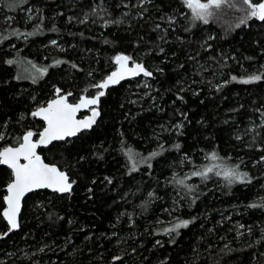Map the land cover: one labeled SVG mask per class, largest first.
Here are the masks:
<instances>
[{"label":"trees","instance_id":"obj_1","mask_svg":"<svg viewBox=\"0 0 264 264\" xmlns=\"http://www.w3.org/2000/svg\"><path fill=\"white\" fill-rule=\"evenodd\" d=\"M246 10L221 0L205 24L184 0H0V151L56 95L96 94L118 55L153 72L41 149L74 187L29 194L17 229L0 164V264H264V21Z\"/></svg>","mask_w":264,"mask_h":264},{"label":"snow or ice","instance_id":"obj_2","mask_svg":"<svg viewBox=\"0 0 264 264\" xmlns=\"http://www.w3.org/2000/svg\"><path fill=\"white\" fill-rule=\"evenodd\" d=\"M184 3L191 10L193 19L200 20L205 24L209 22V17L213 14L211 9L213 7H221V0H207L206 3L201 2V0H184ZM242 3L247 5L246 11L248 12V18H257L260 21H264V0H260L259 3H253V0H242ZM53 43H55V41H53ZM129 59L130 57L117 56L116 62L121 65V71L113 72L107 80L95 85V87L105 89L109 84L118 83L120 79L124 78L126 72L129 71L125 67V62ZM8 63L11 64L12 61H8ZM57 63L60 62L58 61ZM73 67H75V65H73ZM131 72L133 75L140 72H143L145 76L152 75L140 64H136ZM233 79H235V77H233ZM250 79L258 80L260 77L255 76ZM244 82L247 83L249 81ZM59 91L60 90L57 89V92ZM102 95H104L103 91L99 92L94 98L82 99L80 103L76 105L67 103V96L54 99L47 107H42L38 111L32 113L33 116H42V118L47 121V126L39 134L37 140L33 141L32 137L36 134L32 131H28L22 137L18 138L19 143L17 147H5L0 151V164L7 165L12 170L14 177L7 186L9 195L4 197L7 202V208L3 212V215L7 217L12 228L18 226L16 216L20 209V200L26 192L32 191L34 188H53L60 192L70 191L72 185L68 182L67 175L61 172L55 165L44 163L36 150L42 145L47 146L53 140H62L65 137L75 135L81 128L90 127L91 124L94 123L95 116L98 115L95 109L92 110V117L88 120L77 121L75 119V113L81 107L97 104L99 96ZM2 138L3 137L0 136V139ZM152 155L155 156L156 153ZM211 158L216 159V153H212ZM21 159L26 161V163H21ZM133 167H135V165H133ZM211 171V168L207 169V172ZM206 174V172L192 173V175L195 176L205 177ZM217 175H220V173H217ZM223 175L229 183H233L236 180L243 182V178L246 176V174L240 173L236 169H225ZM180 183H183V181H180ZM252 206L255 207V205ZM188 223L189 221H182L175 227H186Z\"/></svg>","mask_w":264,"mask_h":264},{"label":"water","instance_id":"obj_3","mask_svg":"<svg viewBox=\"0 0 264 264\" xmlns=\"http://www.w3.org/2000/svg\"><path fill=\"white\" fill-rule=\"evenodd\" d=\"M118 56H126V57H129L127 54H120V55H118ZM115 63H116V67H115V68H114V69H113V70H112V71H111V72H110V73H109V74H108V75H107V76H106V77H105L100 83H103L105 80H107V78H108L113 72H119V71H121V65L118 64V63L116 62V59H115ZM136 64H140V65H142L143 68H144L146 71L150 72L152 75H151V76H145V75L143 74V72H140V73H138V74L133 75L132 72H131V70L135 67ZM125 67H126L129 71L126 72V74L124 75V78L120 79L118 83L109 84V86H108L107 88H105V89H101V88H99V87H96L97 93L94 94V95L84 94V95H82L79 99H77L76 101H72V100L70 99V97H71V93H69V92H63V93H60V94L56 95L55 97L51 98L50 100H48L47 103H45V104L39 106L34 112L38 111V110H39L40 108H42V107H47L48 104H49L51 101H53L54 99H59V98L62 97V96H67V103L72 104V105H76V104H79L80 101H81L82 99H91V98L96 97V96L98 95V93L101 92V91H103L104 94H105V93L108 91L109 88L114 87V86H117V85H119V84L122 83V82L129 81V80H132V79H136V78H139V77H146V78H152V77H153V72H152L149 68H147V67L144 65V63L141 62V61L133 60V59L130 58L128 61L125 62ZM100 83H99V84H100ZM102 96H103V95H102ZM102 96H99V100H98V103H97V104H94V105H87V106H85V107H81V108L75 113V119H76L77 121H80V120H88L89 118L92 117V110L95 109V110L98 112V115L95 116V118H94V123H92L90 127H88V128H81L80 131H78L75 135L65 137V138L62 139V140H53V141H52L51 143H49L47 146H43V145H42V146L38 147L37 150H36V151H37V154L40 155V157H41V159L44 161V163L49 164V165H55V166H56L61 172L65 173V174L67 175V177H68V182L72 185L70 191L60 192V191H56V190H54L53 188H34L32 191L26 192V193L23 195V197L21 198V200H20V209H19V212L17 213V216H16V221H17V225H18V226H17L16 228H12L11 225H10V223L8 222L7 217H5V216L3 215L5 221L9 224V226L11 227V229H17V228L20 226L21 215H22V211H23V207H24V201H25L26 197H27L29 194H31V193H33V192H35V191H39V190H49V191H51V192H56V193H59V194H68V193H70V192L72 191V189H73V187H74V181H73V179L71 178L69 172H68L66 169L61 168L59 165L47 161V160L44 158L43 154L41 153V149H43V148H48V147H50V146H51L53 143H55V142H59V141H67V140H69V139H73V138L77 137L79 134H81L82 132L91 130V129L96 125V123H97V121L99 120L100 115H101V111H100V102H101V97H102ZM35 117H36L37 119H39V120H41V121L44 122V127L40 130V132H39L37 135H34V136L32 137L33 141H35V140L38 139L39 134H40V133L44 130V128L47 126V121H45V120L42 118V116H35ZM17 146H18V144H16V145H8V146H5V147H17ZM5 147H4V148H5ZM4 148H2L1 151H2ZM20 162H21V163H26V161H24L23 159H21ZM2 165H4V164H2ZM4 166H7V165H4ZM7 167H8V166H7ZM8 168H9V167H8ZM11 171H12V170H11ZM13 179H14V177H13ZM13 179H12V180H13ZM12 180H11V181H12ZM7 186H8V185H7ZM7 195H9V193H8V191H7V187H6V195H5V196H7ZM4 203H5V208H4V210H5V209L7 208V202H6L5 199H4ZM4 210H3V212H4Z\"/></svg>","mask_w":264,"mask_h":264},{"label":"rangeland","instance_id":"obj_4","mask_svg":"<svg viewBox=\"0 0 264 264\" xmlns=\"http://www.w3.org/2000/svg\"><path fill=\"white\" fill-rule=\"evenodd\" d=\"M201 2H203V1H201ZM203 3H206V2H203ZM142 79H143V77H141Z\"/></svg>","mask_w":264,"mask_h":264}]
</instances>
